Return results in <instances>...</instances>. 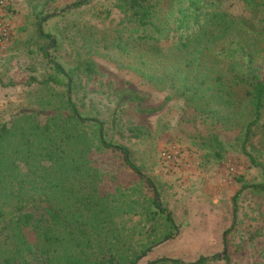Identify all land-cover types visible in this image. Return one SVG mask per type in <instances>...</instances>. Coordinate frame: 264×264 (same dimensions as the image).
<instances>
[{
  "label": "rangeland",
  "instance_id": "1",
  "mask_svg": "<svg viewBox=\"0 0 264 264\" xmlns=\"http://www.w3.org/2000/svg\"><path fill=\"white\" fill-rule=\"evenodd\" d=\"M78 1L0 0V124L23 112L39 113L45 122V114L66 107L71 94L84 115L104 121L108 139L130 150L175 224L156 212L149 187L117 153L94 145L87 158L98 192L120 208L112 224L116 231L107 237L115 239L108 256L121 261L138 253V264H146L161 257L192 262L219 254L205 264H226L224 234L232 228L227 235L230 264H264V192L243 189L237 218L233 215L242 184L264 183V129L254 126L244 147L245 125L252 118L249 103L229 105L224 102L228 96L211 97L207 87H216L219 73L229 82L226 65L210 63L186 80L187 71L181 65L178 70L174 58L133 42L118 46L117 36L129 37L136 26L126 0H87L72 7ZM134 1L164 15L175 0ZM205 6L245 18L254 15L245 0H206ZM40 14L50 15L43 26L56 44L39 36ZM46 46L50 58L44 56ZM54 61L69 77L56 71ZM256 66L257 72L264 68L259 62ZM45 79L48 83L41 82ZM195 91L200 96L193 97ZM133 128L141 134L134 137ZM41 203L31 207L37 215ZM81 212L75 219L87 218L88 212Z\"/></svg>",
  "mask_w": 264,
  "mask_h": 264
},
{
  "label": "trees",
  "instance_id": "2",
  "mask_svg": "<svg viewBox=\"0 0 264 264\" xmlns=\"http://www.w3.org/2000/svg\"><path fill=\"white\" fill-rule=\"evenodd\" d=\"M86 1L75 2L72 7ZM245 1L253 6L251 18L222 9L210 10L206 0H187L184 5L183 0L171 1L164 15L150 5L126 0L136 26L129 37L117 36L119 47L133 46V42L137 48L174 58L178 70L181 65L187 71L186 80L191 71L205 69L210 63L226 65L229 82H223L224 75L219 73L216 87L207 88L213 99L228 96L224 102L229 105L249 103L252 118L245 125L244 147L251 140L254 126L264 129V68L257 72L256 66L258 62L264 64V0ZM49 16L38 15V32L52 45L57 41L43 26ZM43 53L50 58L47 46ZM53 63L58 73L69 77L61 63ZM47 80L41 82L48 83ZM69 81L67 90L71 91L72 79ZM197 95L195 91L193 97ZM67 98L64 110L56 108V114L46 113L45 122L39 113L23 112L11 122L0 124V264H138V253L121 261L108 256L115 239L107 237L116 231L112 224L120 208L109 195L98 192L87 158L93 146L117 153L149 187L152 207L174 225L172 213L163 205L154 181L133 161L130 150L107 138L104 121L84 115L71 94ZM87 128L93 133H88ZM131 131L134 137L141 134L139 128ZM243 189L264 192V183L242 184L234 197L235 219L237 199ZM37 203L43 204L41 215L31 209ZM82 210L88 212L87 218L75 219L83 214ZM231 230L224 234L226 264H230L227 235ZM146 252L147 249L142 254ZM219 258L217 254L185 262L161 257L146 264H205Z\"/></svg>",
  "mask_w": 264,
  "mask_h": 264
}]
</instances>
